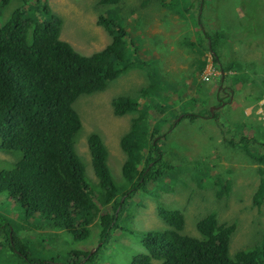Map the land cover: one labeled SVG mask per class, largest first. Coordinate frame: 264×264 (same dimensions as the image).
Returning a JSON list of instances; mask_svg holds the SVG:
<instances>
[{"label": "trees", "instance_id": "obj_1", "mask_svg": "<svg viewBox=\"0 0 264 264\" xmlns=\"http://www.w3.org/2000/svg\"><path fill=\"white\" fill-rule=\"evenodd\" d=\"M120 1L98 0V4L116 5ZM8 2L0 0V151L13 157L14 164L4 168L8 161L0 159V195L13 203L16 216L6 215L0 207V264H93L102 248L109 249L106 246L111 238L117 243V230L118 236L133 232L131 198L150 193L151 188L167 190L164 178L173 177V168L178 166L160 151V140L179 123L198 118L215 120L217 115L207 108L176 115L172 110L169 115L174 121L160 133L156 123H150L151 111L141 104L140 97L161 96L159 89L172 85L161 77L154 53L142 58L133 49L122 18L112 11L99 15L97 23L107 31L110 42L84 55L60 39L62 19L45 0H24L2 19V9ZM180 9L183 13L190 11L189 7ZM248 24L251 30L244 28L243 34L253 37L257 29L252 21ZM224 40L223 34L215 30L197 36L196 44L189 42L190 49L196 50L191 65L200 73L209 52L223 78L233 79L235 84L243 80L248 63L238 59L235 52L228 53L234 48L221 56ZM134 67L147 72L148 84L135 97L119 95L111 101L115 116L138 114L120 140L125 155L120 169L122 181L116 182L112 176L101 137L90 133L87 148L97 180L91 184L85 176L83 158L76 151L82 122L73 104L80 96L104 90L110 81ZM261 83L260 94L249 100L262 98L264 77ZM159 114L157 111L154 115ZM248 143L249 139L240 137L232 145L246 148ZM259 143L263 152L253 160L264 163V140ZM214 168L207 166L206 174L219 183L222 178L213 173ZM193 179L198 184L202 181L195 173ZM216 188L218 198L229 194L226 186ZM263 198L261 179L253 199L260 206ZM158 213L165 227L140 233L143 252L111 251L107 264H264V244L230 255L229 240L235 226L219 224L214 214L200 219L195 225L197 235L191 236L185 233L181 212L159 207ZM22 222L42 232L25 235L27 226ZM46 230H51L50 241ZM58 231L64 233L60 236ZM20 233L22 239L26 237L24 241ZM60 239L67 241V246L59 243ZM87 241L96 242L94 252L76 246Z\"/></svg>", "mask_w": 264, "mask_h": 264}, {"label": "rangeland", "instance_id": "obj_2", "mask_svg": "<svg viewBox=\"0 0 264 264\" xmlns=\"http://www.w3.org/2000/svg\"><path fill=\"white\" fill-rule=\"evenodd\" d=\"M23 1L9 0L2 9V19H6ZM45 1L62 19L60 39L68 42L80 54H92L110 42L107 31L97 23L99 15L108 11L125 21L131 45L142 58L148 57L147 53L156 55L161 77L172 87L163 86L159 89L161 96L140 98L141 104L151 111L150 123H156L160 133L174 121L173 116L169 115L172 110L176 115L207 108L217 115L215 120L198 118L179 123L167 132L163 141L160 140V151L178 166L173 168V177L164 178L167 190L151 188L150 193L135 194L131 198L133 210L130 220L133 232L118 236L120 232L117 230L114 234L117 243L111 238L106 246L109 249L105 251L106 248H102L93 264H107L111 251L113 254L143 252L139 243L140 233L165 227L159 217V207L181 212L185 218V233L191 236L197 235L196 223L210 214L216 216L219 224H234L228 250L232 256L240 250L263 245L264 198L258 206L253 197L260 180H264V163L254 161L253 156L263 152L259 142L264 140V125L256 115L257 107L251 104L256 105L259 100L253 102L249 98L259 95L263 88L264 0H122L116 5L107 6L99 5L98 0ZM169 2H172L171 8ZM181 7H189L190 11L183 13ZM250 21L254 29H257L253 37L243 34L244 28L251 30L248 24ZM215 30L222 33L225 39L220 45L221 56L228 49L234 48L228 53L235 52L238 59L248 63L241 82L234 84L233 79H224L209 52H206V62L200 73L191 65L196 50L190 49L188 43L196 44L197 36L204 37L206 33L211 34ZM148 82L147 72L134 67L110 81L104 90L80 96L73 104L82 122L76 151L83 158L85 176L91 184H96L97 180L93 175L87 148L88 135L97 133L101 137L108 150L107 159L112 176L116 182L122 181L120 169L125 155L120 140L128 131L131 120L138 114L115 116L111 101L119 95L135 97L138 90ZM196 85L198 92H195ZM247 102L248 107H245ZM160 106L163 108L160 109ZM248 108L249 112L245 115ZM154 110L160 114L154 115ZM240 137L249 139L246 148L232 145ZM230 139L235 142L229 143ZM0 159L8 161L4 168H11L14 164L13 157L1 151ZM195 165L199 167L195 168ZM212 165L215 166L213 173L221 175L219 183L206 174L207 166ZM194 173L202 179L201 183L198 184L197 179L195 182ZM207 184L210 186H204ZM212 184L219 189L220 186L228 187L229 194L218 198L217 188ZM12 206L10 200L0 195L1 209L6 215L10 213L15 218ZM22 226L27 225L22 222ZM40 232V228L27 226L24 234L33 236ZM45 232H48L47 238L50 241L51 230ZM57 233L61 236L64 232ZM25 238L21 236L22 241ZM59 243L67 246V241L62 239ZM76 246L95 251L96 242H80ZM6 256L12 259L9 254Z\"/></svg>", "mask_w": 264, "mask_h": 264}, {"label": "built area", "instance_id": "obj_3", "mask_svg": "<svg viewBox=\"0 0 264 264\" xmlns=\"http://www.w3.org/2000/svg\"><path fill=\"white\" fill-rule=\"evenodd\" d=\"M214 73H217V72L214 70ZM253 106L257 107L256 115L258 116V120H260L262 124L264 125V95L258 101V103H256V105L253 104Z\"/></svg>", "mask_w": 264, "mask_h": 264}, {"label": "crops", "instance_id": "obj_4", "mask_svg": "<svg viewBox=\"0 0 264 264\" xmlns=\"http://www.w3.org/2000/svg\"><path fill=\"white\" fill-rule=\"evenodd\" d=\"M246 96H247V95H246ZM246 96H245V97H246ZM232 103H234V98L232 99ZM245 104H246V105H244V106H245V107H248V102L245 103ZM248 112H249V108L245 110V115H247Z\"/></svg>", "mask_w": 264, "mask_h": 264}, {"label": "water", "instance_id": "obj_5", "mask_svg": "<svg viewBox=\"0 0 264 264\" xmlns=\"http://www.w3.org/2000/svg\"><path fill=\"white\" fill-rule=\"evenodd\" d=\"M222 73V72H221ZM94 252V249L91 250V253Z\"/></svg>", "mask_w": 264, "mask_h": 264}, {"label": "bare ground", "instance_id": "obj_6", "mask_svg": "<svg viewBox=\"0 0 264 264\" xmlns=\"http://www.w3.org/2000/svg\"><path fill=\"white\" fill-rule=\"evenodd\" d=\"M49 254V253H48Z\"/></svg>", "mask_w": 264, "mask_h": 264}]
</instances>
